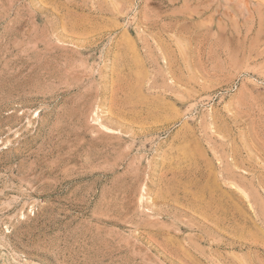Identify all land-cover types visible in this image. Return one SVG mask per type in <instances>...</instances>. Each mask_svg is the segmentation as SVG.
Returning a JSON list of instances; mask_svg holds the SVG:
<instances>
[{
    "label": "rangeland",
    "instance_id": "1",
    "mask_svg": "<svg viewBox=\"0 0 264 264\" xmlns=\"http://www.w3.org/2000/svg\"><path fill=\"white\" fill-rule=\"evenodd\" d=\"M0 264H264V0H0Z\"/></svg>",
    "mask_w": 264,
    "mask_h": 264
}]
</instances>
